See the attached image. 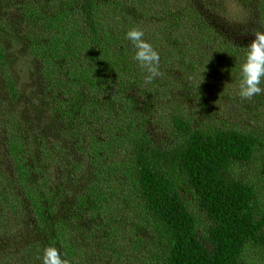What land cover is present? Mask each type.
I'll return each instance as SVG.
<instances>
[{"label": "trees", "instance_id": "trees-1", "mask_svg": "<svg viewBox=\"0 0 264 264\" xmlns=\"http://www.w3.org/2000/svg\"><path fill=\"white\" fill-rule=\"evenodd\" d=\"M54 1L63 6L55 14L46 15L34 4L23 13L24 19L32 16L40 23L43 28L38 31L49 39L40 52L41 62L54 70L40 68L39 83L44 85V79L49 81L56 73L52 83L63 100L52 111L59 128H70L75 153L86 155L87 166L104 150L118 152L121 155H114V160L130 167L121 173L131 186L114 188V193L125 190L136 196V225H114V198H108L110 192L101 190L98 182L88 181L82 190L69 191L72 179L81 178L77 166L62 172L65 178L51 188V195L45 190L50 200L46 209L35 200L39 193L30 191L25 175L20 193L30 203L27 223L36 227L26 238L27 254L42 264L44 250L52 246L68 264H114L119 259L114 248L122 249L119 244L125 240L120 234H130L140 243L142 233L148 238V248H143L139 264H249L246 253L250 248L264 264V211L257 207V190L231 172L233 165L257 161L264 180V136L219 121L213 128H197L180 111L178 100L179 94H188L192 105L201 109L200 93L218 85L214 78L225 76L230 86L223 91L228 110L235 111L237 104L246 107L249 102H260L257 95L239 102L236 94L243 61L236 51H245L254 39L252 34L264 32L260 6L256 4L260 11L245 15L238 24L220 17L216 12L223 9H212L204 0ZM132 27L142 29L143 39L160 53L163 75L151 84L145 83L146 72L133 59L134 49L126 39ZM2 50L1 94L14 104L17 90L4 70V62L10 61ZM227 52L236 58L231 65L225 64ZM131 86L156 100L155 118L135 110L128 92ZM15 118L23 124L21 116L11 120ZM163 119L168 123L167 137L158 141L152 126H160ZM31 168L37 172L39 164ZM32 182L49 186L48 180ZM37 184L34 187L39 189ZM181 189L193 192L197 213ZM107 200L111 203L105 207ZM115 203L119 207L123 202L115 197ZM69 217L76 224L69 225ZM134 246L132 258L139 250Z\"/></svg>", "mask_w": 264, "mask_h": 264}, {"label": "rangeland", "instance_id": "rangeland-1", "mask_svg": "<svg viewBox=\"0 0 264 264\" xmlns=\"http://www.w3.org/2000/svg\"><path fill=\"white\" fill-rule=\"evenodd\" d=\"M204 1L212 9L217 10L218 6L221 7L223 9L221 13L220 11L216 13L230 23L239 24L245 15L247 16L256 10L259 12L256 4L260 6L264 16V0ZM31 5L37 10L42 8L46 15L51 12L55 14L63 7L60 2L54 0H0V50L3 49L2 51L6 53V57L10 61L9 63L4 62V70L11 76L18 95L14 104L6 102V99L3 98L4 95L1 94L4 89L0 84V264H39L36 256L28 255L24 248L26 238L36 228L34 224L29 227L27 223L29 215L27 205L30 203L26 202L20 193V180L25 175L28 177L25 183L30 191L39 193L35 200L46 209L50 200L44 193L47 191L51 195V188L55 189L54 185L65 178V174L62 172L73 171V166H77L81 178L72 179L69 191L82 190L83 183L88 181L98 182L101 190L110 192L106 196L114 198L111 201V206L114 208V225L118 227L120 226L119 223L129 225L135 223L136 225L133 207L136 204V196L125 190L119 191L131 186L130 180L124 178L121 173L130 167L114 160V155L121 154L113 151L106 153L104 150H100L99 155H94V164L87 166L86 155L81 154L79 157L75 153V148L70 141L73 138L70 128H59L60 123L53 113L52 107H57L63 97L52 83L56 81V73L50 75L49 81L44 79V85L39 83L40 68L44 66L49 70H54V68L47 66L44 61L41 62L40 52L48 46L49 42V39L38 31L43 26L40 27V23L34 20L32 16L24 19V10ZM54 26V23L50 24L51 28ZM56 26L61 29L57 24ZM227 49L230 51L231 46H227ZM236 52L237 56L239 54L241 57L245 53L244 49H239ZM227 55L226 65H231L236 61L235 56L233 57L230 52H227ZM42 64L44 65L42 66ZM221 66L224 67V64L221 63ZM165 68L168 73V68ZM169 68L174 73L170 64ZM214 79H217L218 85L215 88H206L200 93L201 109L192 105L188 94H179L180 111H183L184 115L197 128H206L207 126L213 128L218 125L217 121H219L236 128L252 129L264 136V93L255 97L260 99V102H249L246 107L243 104L240 106L237 104L236 110L230 111L228 110L230 106L223 92L230 88L227 86L229 81H224L225 76ZM235 86L236 84L232 85L231 88ZM261 87H264V83ZM136 90L133 86L128 90L134 100L135 110H141L148 119L155 118L159 108L156 100L151 95H146L143 92L137 93ZM197 98L199 99V97ZM237 99L239 102L242 101L239 96ZM7 116L9 117L6 118ZM12 116H21L24 125L20 118L11 120ZM166 121L163 119L160 126L157 124L152 126V131L157 135L158 141L167 137L168 123ZM40 135L41 137H39ZM94 135L98 139V134ZM14 144H16V149L13 147ZM9 148L11 151H7ZM107 149L110 150L108 146ZM38 164V171L34 172L31 167ZM231 172L234 176L243 177L253 184L258 193L259 204L257 207L264 211V180L259 174V163L253 161L248 164L233 165ZM19 173L24 174L20 177ZM32 179H37L42 183H46L48 180L49 186L32 182ZM34 184L39 185L40 188L36 189ZM114 188L116 190L120 188L119 192L115 194ZM33 193H31L32 196H34ZM181 193L184 199L189 202L192 210L197 213V201L193 192L181 189ZM115 197L123 202L119 207H116L118 204L115 203ZM52 201L55 202L56 200ZM111 202L107 200L103 205L107 207ZM107 211L112 210L108 209ZM204 220L206 217L202 216V221ZM68 223L69 225L76 224V219L69 217ZM74 226L79 231V228ZM122 226L124 225L122 224ZM140 234V243H137L130 234H120L125 240L119 244L122 249L114 248V254L119 258L114 259V264L140 263L143 259V248H148L146 246L148 238L142 233ZM134 244L139 250L138 254L132 258L130 255L135 253ZM91 245L95 246L93 243ZM88 250H92V248L89 247ZM254 252L253 248L247 250L248 263L263 264L261 259H256Z\"/></svg>", "mask_w": 264, "mask_h": 264}, {"label": "clouds", "instance_id": "clouds-1", "mask_svg": "<svg viewBox=\"0 0 264 264\" xmlns=\"http://www.w3.org/2000/svg\"><path fill=\"white\" fill-rule=\"evenodd\" d=\"M254 39L247 45L240 65L236 94L241 99H251L264 93V32L252 34ZM127 41L134 49L133 59L145 70L146 84H151L163 75L160 67V53L143 37L145 33L139 27L130 28L126 34ZM42 264H68L56 247H47L42 256Z\"/></svg>", "mask_w": 264, "mask_h": 264}]
</instances>
